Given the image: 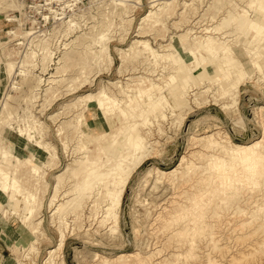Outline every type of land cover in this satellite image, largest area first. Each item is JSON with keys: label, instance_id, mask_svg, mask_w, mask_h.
Returning a JSON list of instances; mask_svg holds the SVG:
<instances>
[{"label": "rangeland", "instance_id": "1", "mask_svg": "<svg viewBox=\"0 0 264 264\" xmlns=\"http://www.w3.org/2000/svg\"><path fill=\"white\" fill-rule=\"evenodd\" d=\"M16 1H20L22 5L16 6L8 4L3 7V11L0 12V48H2L9 59H26L31 51H33L32 49H39L40 45H43L45 42L50 44H48L47 47L51 46V50H53L54 54L53 60L50 61L47 71L42 72L39 65L35 67L33 71L43 74L45 77L52 72L62 74L61 77L59 76L61 79L57 84L51 82L48 85H42L44 84L43 82L38 86L40 99L43 98L44 94L49 93V97L47 98L51 101V104L46 106L47 108H45L46 110L43 112L35 113L36 105L39 103H36L32 109L42 120L47 124L49 123V126L45 123L47 125L46 128L50 127L48 128V131H50L48 132L47 139L51 142V147L53 149L47 152L51 154L54 151H58L59 159L57 160V165L55 164L51 167L54 170L50 168L45 173V178L48 179V182L43 181L41 185L42 189L40 190V196L43 202L41 203L42 205L39 206V214L36 216L35 220L38 221V219L42 218L43 230L44 233H46L40 240L39 250L26 254L27 249L25 245L17 243L16 240V242H13V248L11 249L10 247V250L6 251L5 259H0V261H2L3 264H10V262L15 264V262H17L16 259H19L25 264H45L48 249L57 243L59 237V231L52 221L48 204L54 193L53 185L56 181L55 174L63 171L68 166V163L72 161L71 155H69L71 147L77 149L74 154L76 156L77 154L78 156L83 155L84 151L79 147L80 145L83 148H87L89 157H91L90 154H92V157H97L98 161L101 162L98 163L97 166L99 170H102L100 172L106 171L108 168L117 170V160L121 157L123 152L118 143H115L114 140L116 138V141L125 142L126 136L124 134V129L131 128L130 122L135 119L139 121L141 132L149 140L146 146V148L149 149V153H147V149L143 152H139L140 155H138L132 163L133 169L128 179L121 207L119 208V225L116 227L117 229L113 231L110 228V224L108 225L99 221L103 211L102 202L104 197L101 195L98 196L99 201H97L98 198H96V202L98 203L95 204L91 202V199H88L85 203V207L79 208V210L83 212L81 217L73 219V215L69 216L71 226L70 224L68 225L70 231L66 228L68 238L66 239L63 250H58L57 253H55L57 258L53 264H103L96 258V252L111 257L120 252L130 251H139L143 255H149V259H147L145 264H162V262L166 264H264V233H262L264 231V226L259 228V218H255L250 222L251 225L250 223H244L245 220H252L251 214L253 210H256V212L259 211L257 207L252 204L254 200L259 199V201H255L258 203L264 198V161L254 163L253 161L248 162L240 160L237 152L230 149L225 153L228 155L226 157L227 166L219 169L213 165V161L222 153V150L218 149L208 152L201 144L192 143L189 139L191 135H201L219 130L221 135H227L236 142L250 143L260 139L264 142V71L255 67L251 55L246 53L245 49L242 50V47L239 48L240 61L251 76L249 75L243 80L238 93V102H236V104L227 108L223 106V102L226 98L220 97L218 91H215V89L213 90L216 94L212 90L214 86L212 75H207L203 77V79H201V77L197 79L190 78L191 85L189 91L191 93H189L187 98L189 100V105H191V109H189L183 120L179 121L174 120L169 110H167V116L160 120V126L157 124V121L153 122V124H146L143 122L146 117H151L152 119H154V117L147 111H144L142 115L140 114L142 101L140 97L129 102L131 104L130 110H133L135 114L134 119L129 118L127 114H123L119 118L117 115L120 114L121 109L124 108V102L128 96L123 91L119 90V86L111 83L112 81L118 80L120 84L126 85L127 82H132L131 86H134L133 83H136L141 75L145 77H155L157 81H162L163 83L164 80L168 78V75L162 72L164 67L162 64H165V60L161 59L160 61L159 59L156 61L153 58L149 60L145 58L133 59L131 52L130 56H124L125 61L123 62L121 61V57L124 53H121V50L131 47L133 40L141 37V35H146L145 37L147 38L149 37L150 39H148L151 40V44L159 48L161 44L163 45L171 41L172 37L177 39V35L182 33L188 26L191 27L192 25V29L197 32L196 34L198 37L205 35L204 32L206 31L201 29L209 24L216 25L222 23L225 29L230 26L231 30L226 33V38L230 40V43L237 42L239 46H261L256 49H259L261 56H259V60L264 65V33H257L255 29L251 28L247 24L250 19L248 16L250 15L243 12V8H249V13H251V15H253V12L258 14L254 7H246V0H233L234 4H236L235 7H238L239 12L242 14L239 16L238 20L226 22L225 13H227V11L225 10L227 7L222 8L219 4L214 2L215 0H173L171 3L174 8L172 14L167 16L162 15V20L160 22L162 24L151 26L155 18L152 17L153 15L144 21L142 19L151 9L155 10L156 7H159V5H154V8L152 2H150L151 0H127L126 3L123 4L113 0H53L51 4L46 3L47 0ZM162 1L166 0H158V2ZM112 6L114 8L117 7V9L113 10L109 16L108 11ZM53 12L54 14L58 13V17H61V15L64 16L63 18L54 17ZM44 14L48 16L46 17ZM12 16H15L16 20H10ZM70 17H73L79 22L74 30L67 29L65 20ZM33 18H36V21H33ZM103 20L107 21L105 24L108 26L109 30L107 38L103 42L96 44L98 50L97 57L94 56L95 52L92 53L91 59L90 55L84 56L87 66L83 68V70H79L78 73L77 70L72 68L65 70L67 66H76L75 64L72 65L69 63L72 61L71 56L73 55H68L65 53V50L75 45V42L79 40H74L77 35L85 32L87 33L86 35H90L99 30L98 28L102 27ZM235 23H238L237 28L234 26ZM12 27H15L17 31L29 30L32 28L35 33L31 34L29 44H25L27 35L20 37L21 35L14 36L13 34H9L7 31L11 30ZM92 27L95 29L93 28V30ZM138 27H144V29H141L143 32H138ZM65 31H71V33L65 35ZM220 32L210 33H214L215 36L217 35L218 37H223V34ZM88 39L86 38V40L91 41L90 38ZM65 42L68 43L67 47H64ZM103 43L104 46H101ZM82 45L85 48L86 42H83ZM105 46H107L113 55V64H111L109 60L102 58L103 56L100 57L101 53H105L102 50ZM77 50L81 51V48ZM133 50L134 48H132V51ZM39 51L41 52L42 50ZM202 52H204L208 58L212 55L210 52H207L206 49L202 50ZM182 53L188 61L192 60V56L187 52L182 51ZM146 54L149 53L146 52ZM79 56L81 55L77 53L74 58ZM64 60L67 62V66L63 62ZM58 61L62 62L58 63ZM194 63H196V60L192 61L190 64ZM121 64H125L122 72L119 71ZM180 64L181 62H178V65ZM57 65L61 66L59 72H56ZM213 65L214 63L212 62L207 63V68L210 72H214L215 68L213 67L215 65ZM193 73H196V71L193 70ZM0 75L2 76H0L1 107V100L4 95L3 89L5 90L8 86V79L3 69H0ZM94 77L95 79L91 81ZM16 78L19 80L21 78L20 81H22V76H20V74H18ZM86 78H88V80L84 81ZM178 81H181V79ZM35 84H38V82ZM52 85L53 87H51ZM168 85L170 86L171 84ZM25 86V90L23 89L21 93H19L20 91L14 90L16 97L17 95L19 96L18 99H14V101H18L16 102L17 110H15L14 113V115H16L15 117L18 119V123H22L19 115L23 116V108L27 105L25 101H20V99L22 100V95L26 93L29 87L27 84ZM208 86L212 87L204 93H199L197 95L192 94L193 91H198L199 88L202 89ZM101 87L107 88L109 93L112 91L117 97L123 100L121 103H118V105L106 108V116L109 117L113 123L109 124L110 126H106L99 117V108L96 105H92L86 111L85 122L83 123V127L87 131H91V133H84L81 143H76L73 139L74 143L70 142L69 148H65L62 143L63 141L61 142L62 139L60 140V134H57V128L61 121L66 120V117L64 118V116L68 115L66 111L70 109L69 111L72 113L73 109H76L78 112L83 110L81 106L88 101L85 95L89 92H98ZM47 88L48 90L46 91ZM166 89L164 92L169 95L168 97L171 99L170 93L168 89ZM213 92L214 94H212ZM133 93L134 91H130V94ZM216 96H218V98ZM39 109H41L40 106L37 107V111ZM52 111H60L59 114H62H58L57 120L61 119L59 123H57V120L54 121L47 116ZM67 121H69V123H76V119L73 117L68 118ZM15 124L17 126V123ZM92 132L95 133L91 135ZM7 134L9 133L3 132V141L7 138ZM64 134L65 133H63V135ZM4 142L8 143L6 140ZM0 143H2V141H0ZM18 146L22 145L20 144ZM258 149L263 151L264 155V146ZM183 154L187 155L189 164L193 169L192 173L190 172L187 176L190 180L183 188L186 189L189 196H192L193 201L181 207L179 210L172 212L171 209L175 208L176 199V201L180 199L179 201L186 204L189 201H187V198L183 199L182 196H179L178 192L179 190H184L183 188H175L171 183V179L168 177H159L157 170L176 167ZM86 159L90 160L88 156H86ZM187 163L188 162L185 161L183 165ZM203 166L208 168L211 172L210 175L208 170H203L207 171L205 173L200 170ZM194 170H196V172ZM179 175H181V172H179ZM205 176L207 177L208 183L206 181L203 182L202 178ZM73 178H70L72 182L69 180L63 182L65 184L62 186L61 192L64 191L65 188L68 189L67 187H71L70 184L73 183ZM76 178L75 180H77ZM94 178H96V175H94ZM253 180L260 182L257 186L258 188H253L248 185ZM46 184H48L46 188L49 191L44 190ZM191 185L195 188H192ZM245 190H248V194ZM227 196L232 199L235 197V200H229L231 202L226 204L222 198ZM244 203H246V205ZM92 204L94 205L92 206ZM242 205L245 207V210ZM238 210L239 212H237ZM247 210H249L248 213ZM230 215L232 216L230 217ZM238 217H240V219ZM13 220L15 221L16 218H13ZM254 222H257V224L255 225ZM15 223L16 227L20 224V222L17 221H15ZM181 226L185 227V231H187L186 236V232L183 233L184 229H182ZM234 226L236 227L234 228ZM235 229L239 230L236 231ZM246 229L247 231H245ZM178 230L180 233H178ZM210 231L213 232L214 238H223L218 240L221 246H214V242L209 234L211 233ZM256 231H258V233ZM259 234L263 235L260 237ZM243 241H245V244ZM259 243L261 245H259ZM255 247L260 249L261 252L255 251L254 254L250 253L249 255L251 250H256ZM208 248L211 250L208 251ZM243 251L248 254L235 262L231 260L234 255L239 256ZM11 252H13V254ZM214 253L216 255H214ZM210 254H213L214 257ZM10 255L17 258L9 259L11 258ZM217 257L219 261L216 259ZM128 263L135 264L133 260Z\"/></svg>", "mask_w": 264, "mask_h": 264}, {"label": "bare ground", "instance_id": "2", "mask_svg": "<svg viewBox=\"0 0 264 264\" xmlns=\"http://www.w3.org/2000/svg\"><path fill=\"white\" fill-rule=\"evenodd\" d=\"M113 1L123 4V3H126L127 0H113ZM172 1L173 0L171 1L166 0V1L158 2V0H151L150 2H152L153 4L152 6L159 5V7H156L155 10L151 9L145 16L142 17L143 21L148 19L151 15H153L152 17H155V18H154V22L151 23V26L152 25L157 26V25L162 24L160 23L162 20L161 18L162 15L167 16V15L172 14V11L174 9L173 6L171 5ZM52 2L53 0H47L46 3L51 4ZM214 2L219 4L222 8L227 7V9L225 10L227 11V13H225L226 22L238 20L239 16H241L242 14L241 12H239L238 7H235L236 4H234L233 0L232 1L231 0H215ZM246 2H247L245 5L246 7L253 6L255 11H257L258 13L256 14L253 12V15H251V13H249V8L242 7L244 9L243 12L251 16V17L248 16V18L250 19L248 20L247 24L251 28L255 29L257 33H260V34L264 33V21H262L264 20V0H246ZM8 4L16 5V6L22 5L20 1H16V0H0V12H2L3 7H5ZM233 5H234V8H233ZM116 9L117 7L115 8L113 6L110 7L108 11V15L110 16L112 11ZM208 10H209V7H208ZM57 14L58 13H55L54 17L63 18L64 16V15L63 16L61 15V17H58L59 15ZM47 16L48 15H46V17ZM14 17L15 16L10 17V20H13V19L16 20V17L15 18ZM33 19H34L33 21H36V18H33ZM103 21H102V27L98 28L99 30L91 33L90 35H86L87 34L86 32L77 35L74 40L76 39L77 40L79 39V40L75 42V45H73L70 48L68 47L67 49L65 48L66 49L65 53H67L68 55H73L71 56L72 61H70L69 63H71L72 65L74 64L76 65L75 67L67 66L66 64L67 62L64 60L63 62L67 66L65 70H69L72 68L74 70H77V73H78L79 70L81 71L83 70V68L87 66V62L85 61L84 56L90 55V59H91L92 53L95 52L94 56L97 57L98 50L96 48V44L103 42L107 38L108 30H109L108 26L105 24L107 21H104V23ZM183 21H182V24H183ZM65 22L67 23L68 30H71V29L74 30L79 24V22H77L73 17H70L69 19L65 20ZM192 26L191 27L188 26V28L184 29L182 33L177 35L178 36L177 39H175V37L174 38L172 37L171 41L163 45L161 44V46L159 45L160 46L159 48H156L153 44H151L150 42L151 40H149L150 39L149 37L148 39L147 37H145L146 35H141V37H138V38L134 37L135 39L133 40V44L131 47L124 48L121 50V53H124V55L122 54V57H121L122 59L121 61L123 62L125 61L126 55L130 56L131 52H132L133 59H144L145 58L149 60L150 58L151 59L153 58L156 61L159 59L160 61L161 59L165 60L166 61L165 64H162L164 66L162 72L163 73L165 72L168 75V78L164 80V82L162 83V81H157L155 77L152 78L150 76L145 77L141 75V77L136 81V83H133L134 86H131L132 82L131 83L127 82V84L125 85V84H120V81L118 80L112 81L111 83L115 84L116 86H119L120 88L119 90L123 91L128 96L124 102L125 104L123 106L124 108L121 109L120 114L117 115L119 118L123 114H127L129 118L134 119L135 114L133 110L132 111L130 110L131 104L129 102L140 97L141 98L140 100H142L140 114L142 115L144 111H147L150 113V115L154 117V119H152L151 117H146L143 120L144 123L153 124V122L157 121V124H159L160 126L161 125L160 120L164 119L167 116V113H168L166 112L167 110H169V113L171 117L173 116L174 120H177V121L183 120V118L185 117L189 109H191L190 108L191 105H189V100L187 98L189 93H191L189 91L190 89L189 87L191 85L190 78L197 79L198 77H201V79H203V77L207 75H212V82L214 83L212 90L215 89V91H218V95L220 97L226 98V100L223 102V106L227 108V107H230L236 104V102H238L237 99H238V93L240 91L241 84L243 80L247 76L250 75V73L244 68L243 63L240 61V55H239L240 47H242V50L245 49L246 53L251 55V59L255 67L264 71V65L259 60V56H260L259 49H256L261 46L259 45L255 47H250L248 45L239 46L237 42L230 43V40L226 38V33L229 30H231L230 26L227 27V29H225L224 26H222V23H218L216 25L209 24L206 27L204 26L205 28L201 29V30H205L206 32H204L205 33L204 36H200V37H198V35L196 34L197 32L192 29L193 28ZM234 26L237 28L238 23H235ZM93 28L94 27H92V29ZM138 28H139L138 32H143L141 31V29H144V27H138ZM218 31L219 32L221 31L220 33L223 34L222 35L223 37H220V36L218 37L217 35L215 36L214 33H210V32L218 33ZM7 32L9 34H13L14 36L21 35L20 37L27 35L26 41H25L26 43L24 42L25 44H29L31 40L30 39L31 34L35 33V31H33L32 28L29 30L25 29V30L17 31L15 27H12V29ZM70 33L71 31H65L64 34L68 35ZM168 37H171V36H168ZM86 38L87 39L90 38L91 41H88L89 39L86 40ZM83 42L84 43L86 42L85 48L82 45ZM48 44H49L48 42H45L43 45H40L39 49H32L33 51H31L30 55L26 59H21V58L9 59L7 58V55L2 50V48H0V69H3V72L6 74V78L8 79V81L6 80L8 82V86L6 87L5 90L3 89L4 95L2 97L3 99L1 100V107H0V141H2V143H0V233L4 241H6L8 245H10L11 249L13 248V242H16V240H17V243L24 244L25 248L27 249L26 254H29L30 252H36L39 250L40 240L42 236L46 233V232L44 233V230H43L42 218L38 219V221H36L35 218L39 214V210H40L39 206H41L42 205L41 203L43 202L41 199L42 197L40 196V190L42 189L41 185L43 184V181L48 182V179L45 178V173L46 171H48V169L53 167L55 164L57 165V162H58L57 160L59 159L58 151H54L51 154L50 152H47L53 149L51 147L52 146L51 142L48 141L47 139L48 132L50 131V130L48 131V128L50 127L48 128L46 127L47 125L49 126V123L47 124L44 120H42L38 115L35 114L37 112H41V111L43 112L44 110H46L45 109L47 108L46 106L51 104V101H49L47 98L49 97L48 96L49 93L44 94L43 98L40 99V95L38 92V86L41 85L43 82L44 84L42 85H45V84L48 85L51 82L52 83L55 82V84H57V82L60 81L61 79L59 78V76L61 77L62 75V74H56L52 72L51 74L45 77L43 74L35 73L33 71L35 67H37L38 65L42 69V72L47 71L50 61L53 60V54H54L53 50H51V46L47 47ZM67 44L68 43L65 42L64 47H67ZM101 46H104V43ZM78 48H81V51H78L77 50ZM132 48H134L133 51H132ZM205 49L207 52H210L212 54L210 58H208L204 54V52H202V50H205ZM39 50H42V51L40 52ZM102 50L105 53L103 54L101 53L100 57L103 56L102 58L109 60L110 63L113 64L114 63L113 55L111 54L107 46H105ZM182 51L187 52L189 55H191L192 60L188 61L183 55ZM146 52H148L149 54H146ZM77 53H79L81 56L74 58ZM194 60H196V63L190 64ZM61 62L62 61H58V63H61ZM178 62H181V64L178 65ZM209 62L214 63L215 65V66L213 65L214 66L213 68H215L214 72H210L208 70L207 63ZM124 65L125 64H121L119 71L121 72L123 71ZM60 67L61 66L59 65L56 66L57 68L56 72H59ZM193 70H195L196 73H193ZM18 74L22 76V81H20L21 78L20 80L16 78ZM94 79L95 77L92 78L91 81H93ZM179 79H181V81H178ZM87 80L88 78H86L84 81H87ZM34 82L35 83L38 82V84H35ZM26 84L27 86H29L28 90L26 91V93L22 95V100L20 99V101L21 102L25 101L27 105L23 108L24 110L23 116L19 115L20 121L22 123L20 122L18 123V119L17 117H15L16 115H14L15 110H17L16 102L18 101H14V99L16 98L18 99L19 96L17 95L16 97V95L14 94L15 92L14 90L20 91L19 93H21L23 89L25 90ZM168 84H171V85L169 86ZM51 87H53V85ZM211 87L212 86H208L202 89L199 88L198 91H193L192 94L197 95L199 93H204ZM166 88L168 89L170 93L171 99H169L168 97L169 95H167L164 92ZM47 90L48 88L46 89V91ZM130 91H134V93L130 94ZM214 92L212 94H214ZM85 96H87L88 101H86V103H84L83 106H81L83 110L78 112L76 109H73L71 113L69 109L68 111H66L68 115L64 116V118L66 117V120H63V121H61V119L57 120L58 114L60 113V111H57V112L52 111L49 113V115H47L50 119H53L54 121L57 120L58 121L57 123L61 121L57 128L58 130L57 134L58 135L60 134L61 138L60 137L59 138L60 140L62 139L61 142L63 141L62 143L65 148H69L70 142L81 143L82 136L84 135V133L86 134L89 132L91 133V131H87L83 127V123L85 122L84 121L85 113L92 105H96L99 108V117L101 118L102 122H104L105 125L108 126L109 124L113 123V121L109 119V117L106 116V108H111L115 105H118V103H121L123 101L121 98L117 97L112 91L109 93L107 91V88H104V87H101V89L98 92H89ZM216 97L218 98V96ZM36 103H39V104L36 105V110L34 113L32 107L35 106ZM39 106L41 107V109L37 111V107ZM59 115H62V114H59ZM70 117H73L74 119H76V123H69L67 119ZM15 123H17V126ZM130 124H131V128L124 129V134L126 136L125 142L118 141V140L116 141V138L114 140L115 143L116 142L118 143L120 149L123 152L121 157L117 160V167H118L117 170L114 168L113 169L108 168L106 171L100 172L102 170H99L97 166H98V163H101V162L98 161L97 157H92L93 156L92 154H90L92 158L89 157V151L87 150V148H83L80 145L79 147L83 149L82 151H84L83 155L78 156L77 154L76 156L74 154L76 153L77 149L71 147L69 155H71L72 161H70L71 163L70 162L68 163V166L63 171L55 174L56 181L53 185L54 193L52 194V197L48 204L50 207L49 210L51 211L52 221L55 223V225L58 228L59 237H58L57 243L48 249V252H47L48 254L46 255V258H45V264H53L56 261L55 259L57 257L55 253H57L58 250L59 251L63 250L65 243H66V239L68 238L66 228H68V225L71 223L69 216L73 215L74 216L73 219L81 217V215H83V212H81L79 208H84L85 203L88 199H91V202H94L95 204V203H98L96 202V198H98V196L101 195L104 197L103 202H102L103 211L100 216L101 218L100 219L98 218V219L101 223H105L108 225L110 224V228L113 231L117 229L116 227L119 225V208L121 207L123 196H124V193L127 187L128 179L133 169L132 163L134 159L138 157V155H140L139 152H143L145 151V149H147L146 146L149 143V140L144 136V134L140 130L139 121L134 119L132 122H130ZM4 131L9 133L7 134V138H5V140L8 141V143H5L4 142L5 140L3 141L2 136H3ZM63 133L65 134L63 135ZM94 133L95 132H92L91 135H93ZM73 139H74V142H73ZM189 139L191 140L192 143L201 144L208 152L221 149L222 153L218 157H216V159L213 161V165H215L219 169H221L224 166H227L226 157L228 155L225 153L228 152L230 149L237 152L238 158L240 160H244L248 162L253 161L254 163H259V162L264 161L263 151L258 149L264 146V142L262 139L256 140L250 143L236 142L227 135H221L219 130L215 132L201 134V135H191ZM20 144L22 146H18ZM147 150H148L147 153H149V149ZM28 153H30L31 155ZM86 156H88L90 160L86 159ZM185 161H187L188 163L186 165H183ZM200 170L201 171L208 170V168L206 166H203L200 168ZM192 171L193 169L189 164L187 155L183 154L180 159L179 164L176 167H173L171 169H158L157 174L159 175V177H162V178L168 177L169 179H171V183L173 184V186H175V188L181 189L190 180V178L187 176L190 172L192 173ZM194 171L196 172V170ZM179 172H181V175H179ZM203 172L205 173L207 171H203ZM208 172L210 175L211 172L209 170ZM94 175H96V178H94ZM71 177L72 178L74 177L73 183L70 184L71 187L70 188L67 187L68 189L65 188V190L63 189L64 191L61 192L60 190L62 186L65 184L63 182L64 181L67 182L68 180L72 182L71 181L72 179L70 180ZM205 177L202 178L203 182L206 181L208 183L207 177L206 178ZM75 178L77 180H75ZM258 184H260L259 181L253 180L248 185L254 188V187H257ZM68 185H69V182H68ZM47 186L48 184H46L44 187L45 191L48 190L46 188ZM191 187L195 188L192 185ZM183 189L184 190H179L178 192L179 196H182L183 199L187 198V201L189 202L186 204V203H183L182 201H179L180 199L178 201H176L177 200L176 199L175 205H174L175 208L171 209L172 212L179 210L181 207H184L188 205L189 203H192L193 201L192 196L188 195L185 188ZM247 191L246 193L248 194ZM234 198L232 199L231 197L227 196V197L222 198V200L224 201V203L229 204V202H231L229 200H235ZM257 200L259 201V199ZM257 200H254V202ZM97 201H99V198ZM254 202L252 204H254V206L257 207L259 211L256 212V210H253L252 212L251 210L252 220L251 221L245 220L244 223L249 224L255 218H259L260 219L259 228H260L264 226V198L262 199L261 202H258V203L256 202L254 203ZM94 204H92V206ZM244 204L246 205V203ZM244 210H245V207H244ZM248 211L249 210H247V213ZM237 212H239V210ZM11 216L13 218H16L15 221L20 222V224L17 227L11 224V222H8V220L12 218ZM217 216H218V213H217ZM231 216L232 215H230V217ZM238 218L240 219V217ZM254 224L256 225L257 222L256 223L254 222ZM181 227L182 229H184L183 233L186 232L185 233V236H186L187 231H185V227L184 226H181ZM235 227L236 226H234V228ZM68 229L70 231V228ZM245 231H247V229ZM210 232L211 233L209 234L211 235V239L214 242V246L215 247L221 246L218 240L223 239V238L216 239L213 236V232L212 231ZM256 232L258 233V231ZM178 233H180L179 230H178ZM262 233H264V231ZM261 235L263 234H259L260 237ZM239 241L241 243L240 239ZM243 242L245 244V241ZM259 245L261 244L259 243ZM258 248H256V250H251L249 252V255L250 253L254 254L255 251L259 252L260 249ZM210 250L211 249L208 248V251ZM11 253L13 254V252ZM246 254L248 253L243 251L242 254L239 256L237 255H234L233 257L231 256L232 257L231 260L235 262L241 257H244ZM95 255H96V258H98L103 264H129L128 262H130L131 260H133L135 264H145L147 259H149V255H143L139 251L120 252L117 255L111 256V257L104 256L100 254L99 252H96ZM214 255L216 254L214 253ZM10 256L11 258L9 259L17 258V257H13L12 255ZM216 259L219 261L218 257ZM16 260L17 262H15V264H25L24 262H21L19 259H16ZM0 264H3L2 261H0ZM10 264H13V262H10ZM162 264H166V263L162 262Z\"/></svg>", "mask_w": 264, "mask_h": 264}, {"label": "crops", "instance_id": "3", "mask_svg": "<svg viewBox=\"0 0 264 264\" xmlns=\"http://www.w3.org/2000/svg\"><path fill=\"white\" fill-rule=\"evenodd\" d=\"M8 222H11V224H13L14 226H16V223L13 220V218H10L8 220ZM8 250H10V245H8V243L6 241H4V239L2 238V235L0 233V259H4L5 258L6 251H8Z\"/></svg>", "mask_w": 264, "mask_h": 264}]
</instances>
